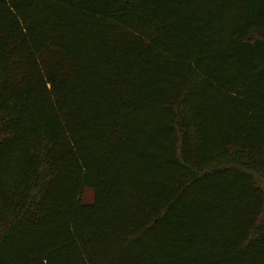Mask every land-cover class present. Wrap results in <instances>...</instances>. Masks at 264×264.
I'll use <instances>...</instances> for the list:
<instances>
[{"label": "trees", "instance_id": "16d2710c", "mask_svg": "<svg viewBox=\"0 0 264 264\" xmlns=\"http://www.w3.org/2000/svg\"><path fill=\"white\" fill-rule=\"evenodd\" d=\"M0 264H264V0H0Z\"/></svg>", "mask_w": 264, "mask_h": 264}, {"label": "rangeland", "instance_id": "374dc122", "mask_svg": "<svg viewBox=\"0 0 264 264\" xmlns=\"http://www.w3.org/2000/svg\"><path fill=\"white\" fill-rule=\"evenodd\" d=\"M190 134L192 136L191 140L195 141V138L193 137L194 135L193 131ZM228 159H232L233 162L238 163V164L252 166L256 170V172L261 171L260 159L255 154L234 150L230 152L229 156L225 160H228ZM92 200H93V193L91 191H87L83 196V201L91 202Z\"/></svg>", "mask_w": 264, "mask_h": 264}]
</instances>
